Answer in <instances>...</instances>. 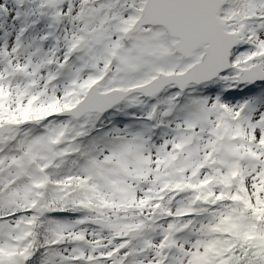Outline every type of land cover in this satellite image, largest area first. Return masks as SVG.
<instances>
[{
    "label": "snow or ice",
    "instance_id": "obj_1",
    "mask_svg": "<svg viewBox=\"0 0 264 264\" xmlns=\"http://www.w3.org/2000/svg\"><path fill=\"white\" fill-rule=\"evenodd\" d=\"M0 264H264V0H0Z\"/></svg>",
    "mask_w": 264,
    "mask_h": 264
}]
</instances>
